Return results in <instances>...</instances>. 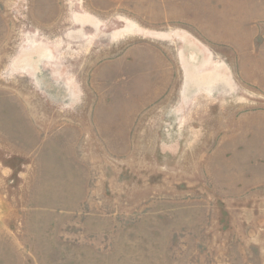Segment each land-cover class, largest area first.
Listing matches in <instances>:
<instances>
[{
  "label": "rangeland",
  "instance_id": "obj_1",
  "mask_svg": "<svg viewBox=\"0 0 264 264\" xmlns=\"http://www.w3.org/2000/svg\"><path fill=\"white\" fill-rule=\"evenodd\" d=\"M0 264H264V0H0Z\"/></svg>",
  "mask_w": 264,
  "mask_h": 264
}]
</instances>
